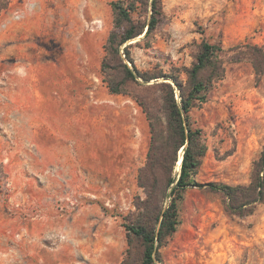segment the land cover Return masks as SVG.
Segmentation results:
<instances>
[{
	"label": "rangeland",
	"instance_id": "374dc122",
	"mask_svg": "<svg viewBox=\"0 0 264 264\" xmlns=\"http://www.w3.org/2000/svg\"><path fill=\"white\" fill-rule=\"evenodd\" d=\"M113 1L0 0V83L12 81L13 50L22 40L35 65H51L35 73L44 102L22 103L23 85L16 99L0 88V264H140L142 242L129 227L144 220L141 170L151 132L135 97L113 94L104 81ZM143 14L134 18L150 13ZM144 35L121 46L124 62L184 83L203 41L223 47V75L191 112L207 145L196 178L248 184L264 148V0H163L157 28ZM151 92L165 121L162 93ZM17 110L35 121L14 119ZM160 175L165 186L168 175ZM179 211L158 264H264V203L234 214L221 193L189 186Z\"/></svg>",
	"mask_w": 264,
	"mask_h": 264
},
{
	"label": "trees",
	"instance_id": "16d2710c",
	"mask_svg": "<svg viewBox=\"0 0 264 264\" xmlns=\"http://www.w3.org/2000/svg\"><path fill=\"white\" fill-rule=\"evenodd\" d=\"M111 6L115 25L105 45L107 54L102 65L104 81L113 94H131L135 97L147 114L151 132L148 162L141 170L143 186L148 194L141 206L144 209V220L131 225L129 230L142 242L140 264H158L162 260V246L178 230L181 223L179 204L189 186H202L221 193L225 197L227 210L234 214H252L257 205L264 203V148L253 163L248 184L234 186L218 182H199L196 176L207 152V145L202 129L193 126L191 112L195 106L207 101L214 83L223 75L224 67L220 59L223 47L220 43L203 41L196 61L186 69V83L175 74L142 73L124 62L120 49L128 40L143 34L147 38L155 31L163 13V0H117L111 2ZM143 12L150 13L145 20L134 18L136 13L143 16ZM126 54L131 60L129 49ZM117 65L123 69H119ZM115 69L120 74L119 79H116V73L112 71ZM138 76L146 83L157 78L163 80L143 84L139 82ZM170 78L180 90V99L176 96L177 88L168 81ZM129 82L143 85V89L132 93L127 87ZM153 88L162 93L161 108L165 121L159 114L160 109H156L154 105L155 98L151 92ZM181 151L183 158L180 172L172 175L174 166L180 160ZM161 172L168 175L165 186L160 180ZM171 186V192L167 195ZM167 196L172 199L164 207L163 202Z\"/></svg>",
	"mask_w": 264,
	"mask_h": 264
},
{
	"label": "crops",
	"instance_id": "0c3cea01",
	"mask_svg": "<svg viewBox=\"0 0 264 264\" xmlns=\"http://www.w3.org/2000/svg\"><path fill=\"white\" fill-rule=\"evenodd\" d=\"M28 45L29 41L27 42L22 40L21 44L19 43L18 46L14 48L13 53L16 56L17 62L13 63L11 66L13 77L12 81L8 82L3 80L5 83H0V88L10 91L12 99H16L17 95L21 94L19 89L23 85L26 92L25 95L21 94V98L19 100L24 104L41 103L45 101V88H43L42 92L41 89L36 86L40 83V77H36L35 73H40L41 71L43 73H48L51 69V65L45 63L41 65H35L33 63L34 60L32 58V54L27 49ZM56 66L57 69H60V65ZM14 113H17V115ZM20 113H23L24 115L20 116ZM11 115L14 117V119H26L32 123L35 121V116H32L29 113L25 115L23 111H12ZM33 131L35 132V129H33Z\"/></svg>",
	"mask_w": 264,
	"mask_h": 264
},
{
	"label": "water",
	"instance_id": "95a60500",
	"mask_svg": "<svg viewBox=\"0 0 264 264\" xmlns=\"http://www.w3.org/2000/svg\"><path fill=\"white\" fill-rule=\"evenodd\" d=\"M185 147H186V145L184 146V149H185ZM182 158H183V155H182V157H181V159H180V166H181V163H182Z\"/></svg>",
	"mask_w": 264,
	"mask_h": 264
},
{
	"label": "bare ground",
	"instance_id": "6f19581e",
	"mask_svg": "<svg viewBox=\"0 0 264 264\" xmlns=\"http://www.w3.org/2000/svg\"><path fill=\"white\" fill-rule=\"evenodd\" d=\"M180 162V161H179Z\"/></svg>",
	"mask_w": 264,
	"mask_h": 264
}]
</instances>
